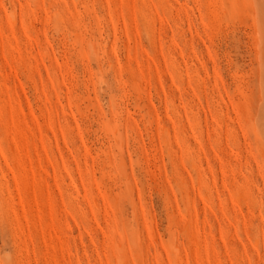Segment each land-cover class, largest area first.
Masks as SVG:
<instances>
[{"label": "rangeland", "instance_id": "374dc122", "mask_svg": "<svg viewBox=\"0 0 264 264\" xmlns=\"http://www.w3.org/2000/svg\"><path fill=\"white\" fill-rule=\"evenodd\" d=\"M8 2L28 3L30 0ZM38 31L39 36L33 37L25 55L34 48V55L39 59L31 60L26 70L19 72V76L15 68L0 75V105L6 96L11 97L7 131L0 127V138H3L5 152L9 151V144H12V148L18 144L20 157L19 162L7 161L5 164L2 159L4 155L0 154V216L7 215L11 209L23 217L27 210L29 219L23 221L27 229L34 208L39 204V212L44 213L40 237L44 239L46 236L54 248L59 246L60 259L66 258L69 262L73 259H99L94 254L89 236L92 224L101 215L100 205L103 204V188L98 185L111 179L105 167L115 172L123 166L131 131L133 145L137 144L138 138L139 145L147 146L146 159L148 153L159 145L162 134L166 142L165 151L160 153L159 164L153 175L157 189L156 195L150 200L154 209L151 213V243L159 242L161 252L166 247L169 228L165 203L169 196V207L178 200L182 208L190 209L186 238L191 237L194 229L197 239L201 236L218 237L221 229L227 234L228 220L237 213L235 208H231L232 197L225 190L226 176L231 183V169L222 171L220 160L217 159L219 154L212 151L220 139L212 122L215 120L216 125H219L221 120L225 121L224 142L227 144V118L232 107L229 97L240 93L254 95L256 107L257 62L253 55L254 49L249 48L248 30L244 27L232 30L226 28L222 37L189 30L176 40L175 45L168 36L161 42L159 32L153 33L151 37L147 31L133 32L130 45L122 41L120 62L114 67L109 65V69L115 77L123 65L124 73L134 76L141 87L138 98L133 101L131 119L126 117L124 120L123 132L116 127L114 116L115 131L112 135L101 131L99 122L90 126V129L74 131L79 106L91 103V97L96 94L94 74L99 65L94 68L86 63V58L81 59L76 79H73L68 61L62 54L58 55L61 41L51 32L45 37L42 27ZM104 31L107 44V25ZM7 39L6 34L0 39V70L6 63L4 41ZM17 39L21 40L20 46L24 47L25 41L21 37ZM41 49L44 50L43 55ZM108 51H111V45ZM57 60L61 63L55 64ZM93 62H96L95 58ZM60 69H63L62 73ZM181 76L183 79L176 86L179 89L177 91L172 81ZM124 109H127V100ZM232 115L235 116V113ZM172 121L180 122L179 147L182 151L178 164L173 160L174 151L172 156L168 155L171 142L177 139V130ZM197 140L203 147L197 145ZM131 170L129 161L128 171ZM245 171L251 172V169L246 168ZM141 175L145 173L138 168L132 184ZM29 179L32 195L25 209L19 202L23 186ZM128 188L130 192L131 187ZM13 193L16 207L9 203ZM49 193L56 205L55 216L51 211H45ZM146 211L141 209V217ZM93 212L96 216L92 215ZM105 213L111 216V222L115 225L117 215L114 210L106 208ZM31 226L35 231L36 222H32ZM30 239L31 234L23 230L17 233L0 228V264H21L22 260L28 258ZM167 257L168 253L163 252L162 258ZM35 258L33 254L32 259ZM203 258L207 259V254Z\"/></svg>", "mask_w": 264, "mask_h": 264}, {"label": "snow or ice", "instance_id": "6c2138e0", "mask_svg": "<svg viewBox=\"0 0 264 264\" xmlns=\"http://www.w3.org/2000/svg\"><path fill=\"white\" fill-rule=\"evenodd\" d=\"M41 27L45 37L51 32L61 41L58 55L62 54L68 61L73 79H76L75 74L79 71L81 59L86 58V63L94 68L99 65L94 74L97 82L96 94L91 97V103L79 106L74 131L81 128L90 129V126L99 122L101 131L112 135L115 131L114 116L116 127L121 132L125 118L131 119L133 101L138 98L141 85L134 76L124 73L123 65L113 77L109 65L114 67L120 62L122 41L130 45L133 32L147 31L150 37L159 32L161 42L168 36L175 45L176 40L181 35H186L189 30L222 37L226 28L232 30L244 27L249 34V48L254 49L253 55L259 58L261 77L264 81V0H30L28 3L0 0V39H3L5 34L8 37L4 41L6 63L0 70V75L15 68L19 76V72L26 70L31 60L39 59L34 55V48L27 51V55L25 51L33 37L39 36L38 30ZM17 37L25 41L24 47L20 46L21 40ZM255 37L259 38L258 45ZM43 54L44 50L41 49V55ZM60 63V60L55 61V64ZM60 71L62 73L63 69ZM182 79V76L174 78L173 88H176ZM176 90L179 91L178 88ZM10 99V96H6L4 103L0 105V127H4L5 131L11 107ZM229 99L232 100V107L227 118V144L224 142L225 121L221 120L219 125H216L215 120L212 122L220 137L219 143L214 144L212 151L219 154L217 159L220 160L222 171L231 169V183L226 176L225 190L231 195V208H235L237 213L228 220L227 234L221 229L218 237L201 236L197 239L194 229L191 237L186 238L190 209L182 208L178 200L169 207V196L165 203L169 236L163 249V252L168 253V257L162 258L163 252L159 248V242L151 243V213L154 209L150 200L156 195L157 183L153 175L159 164V155L165 151L166 142L162 134L159 145L148 153L146 159L147 146L139 145L138 138L137 144L133 145L129 131V147L124 155L123 166L118 167L115 172L105 167V172L110 174L111 179H106L102 185H98L103 188V204L100 205L101 215L92 224L89 236L94 254L98 255L99 259H73L70 262L66 258L60 259L59 246L54 248L48 243L46 236L44 239L40 237L44 227V213L39 212L37 204L27 229L23 225V221L29 219L27 210L23 217L13 213L11 209L7 215L0 216V228L5 231L18 233L23 230L31 234L28 258L22 260L21 264H264V83L259 93V111L255 107L254 95L240 93ZM12 110L15 111V108L12 107ZM233 112L235 116L232 115ZM172 124L177 130V139L171 142L169 135L171 148L168 155L172 156L174 151L173 160L178 164L182 151L179 147L180 122L172 121ZM196 143L203 147L199 140ZM0 154L4 155L6 161L19 162V145L12 148V144H9V151L5 152L3 138H0ZM117 160L119 161V156ZM129 161L132 164L131 172L128 171ZM138 168L145 175H141L136 179V183L132 184V180L137 177ZM246 168H250L251 172L245 171ZM13 175L16 176L17 173L14 172ZM31 195L32 183L29 179L23 186L19 202L25 209L31 202ZM9 203L16 207L15 193ZM106 208H111L116 213L115 225L111 222V216L105 213ZM141 209H147L142 217ZM45 211H51L53 216L56 214L57 209L51 200V193L46 201ZM92 215L96 216V213L93 212ZM32 222H36L35 231L32 229ZM33 254L36 257L34 260ZM205 254L207 259L203 258ZM105 257L109 259L105 260Z\"/></svg>", "mask_w": 264, "mask_h": 264}, {"label": "bare ground", "instance_id": "6f19581e", "mask_svg": "<svg viewBox=\"0 0 264 264\" xmlns=\"http://www.w3.org/2000/svg\"><path fill=\"white\" fill-rule=\"evenodd\" d=\"M255 42L257 45L259 44V38L258 37H255ZM255 57H256V62H257V83H258L256 110L259 111V93H260L262 83H264V81H262V77H261V65H260L259 58H258V56H255ZM2 159H3V162L5 164H7V161L5 160L4 156L2 157Z\"/></svg>", "mask_w": 264, "mask_h": 264}]
</instances>
